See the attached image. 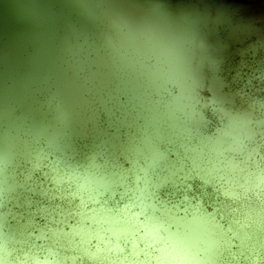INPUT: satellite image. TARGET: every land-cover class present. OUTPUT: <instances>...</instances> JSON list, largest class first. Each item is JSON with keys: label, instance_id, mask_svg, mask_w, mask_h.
Segmentation results:
<instances>
[{"label": "clouds", "instance_id": "1", "mask_svg": "<svg viewBox=\"0 0 264 264\" xmlns=\"http://www.w3.org/2000/svg\"><path fill=\"white\" fill-rule=\"evenodd\" d=\"M202 47L173 38L127 54L142 86L114 105L118 147L79 135L86 69L41 95L44 120L6 126L0 264H264V135L247 104L212 90Z\"/></svg>", "mask_w": 264, "mask_h": 264}, {"label": "rangeland", "instance_id": "2", "mask_svg": "<svg viewBox=\"0 0 264 264\" xmlns=\"http://www.w3.org/2000/svg\"><path fill=\"white\" fill-rule=\"evenodd\" d=\"M93 1L98 11L97 46L102 68L115 81L130 80L135 90L142 84L129 63V52L153 40L215 39L237 10L264 8V0ZM71 36L68 23L42 0H0V105L12 108L22 102L29 119L34 112L43 113L40 97L61 86L56 74L65 66L62 59ZM200 59L212 90L224 102L243 108L248 102L232 98L228 90L220 88L223 81L218 66ZM120 88L125 91V84ZM250 109L246 111L258 117L264 135V114Z\"/></svg>", "mask_w": 264, "mask_h": 264}, {"label": "water", "instance_id": "3", "mask_svg": "<svg viewBox=\"0 0 264 264\" xmlns=\"http://www.w3.org/2000/svg\"><path fill=\"white\" fill-rule=\"evenodd\" d=\"M60 18L65 20L71 31L72 41L66 48L62 59L64 67H59L57 78L61 86H66L75 79L77 71L87 70L90 73L92 87L86 89L87 95L84 103L89 105L91 111L87 119L81 121L79 135L82 139H106L113 146H119V136L110 132L115 128L117 133L126 126V121L116 117L114 105L122 95L135 91L133 83L114 80L112 75L102 68L101 57L98 51L97 38L99 32L98 11L93 0H42ZM202 44L200 57L208 64H216L219 73L224 69L225 75H238L240 73H260L257 65L260 58L258 51L264 52V8H245L234 12L222 27L221 33L214 39L205 41L191 40ZM120 84H125V91ZM228 86L221 84L220 88ZM94 106V107H92ZM22 102L10 108L0 105V153L4 145L6 126L11 128L18 122L31 120L39 122L44 120V113H33L28 118L27 111ZM106 117L107 128H102L99 117ZM39 114V115H38ZM92 125V127H89ZM82 147H86L82 145Z\"/></svg>", "mask_w": 264, "mask_h": 264}, {"label": "flooded vegetation", "instance_id": "4", "mask_svg": "<svg viewBox=\"0 0 264 264\" xmlns=\"http://www.w3.org/2000/svg\"><path fill=\"white\" fill-rule=\"evenodd\" d=\"M257 57L260 58V62L257 65L258 69L260 70V73L264 75V52L258 51ZM226 70H222L219 74L221 75V80L223 81V84H227L228 86H223L222 90H228V94L232 98H238L241 99L248 105V108H251L250 110L255 109V107L252 106V102L250 97L246 94V88H255L256 81L254 74L257 72H254L252 74L250 73H240L238 75H225ZM245 89V90H241ZM245 106V103L243 104ZM264 114V101L260 102V111Z\"/></svg>", "mask_w": 264, "mask_h": 264}]
</instances>
